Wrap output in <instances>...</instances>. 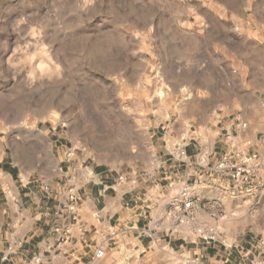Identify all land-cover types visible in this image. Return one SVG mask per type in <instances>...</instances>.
<instances>
[{
    "label": "rangeland",
    "instance_id": "rangeland-1",
    "mask_svg": "<svg viewBox=\"0 0 264 264\" xmlns=\"http://www.w3.org/2000/svg\"><path fill=\"white\" fill-rule=\"evenodd\" d=\"M234 148L264 158V0H0V264L49 252L70 193L189 232L142 264H264V167L234 181Z\"/></svg>",
    "mask_w": 264,
    "mask_h": 264
},
{
    "label": "crops",
    "instance_id": "crops-1",
    "mask_svg": "<svg viewBox=\"0 0 264 264\" xmlns=\"http://www.w3.org/2000/svg\"><path fill=\"white\" fill-rule=\"evenodd\" d=\"M251 148L252 150L255 149L253 146ZM256 163L257 165L260 164L258 167L260 168L259 170H262L264 167V158H260ZM195 164L199 168L200 165H203L205 168L207 162L204 161L201 163L197 159ZM217 176L220 177L218 174ZM196 187L198 194H204L205 188H202L201 185H197ZM221 190L230 193L229 190ZM78 198L80 199V196ZM104 204L107 203L104 201ZM81 206H83V212L80 220L74 223H65L63 219L62 222L56 225L57 233H55L52 240L49 238V243H46V245H50L49 252L41 251L26 254L23 264H87L92 260L97 247L107 248L109 256L105 261L108 264H142L143 259L151 257L155 242H160V239L156 240L153 237L156 233L153 231V228L161 229L162 231L166 230L168 233L170 232L175 235L177 234L176 237L180 239L178 241L181 243L180 246H183L189 241V232L185 228L183 229L176 220H166L163 222L162 218H158L160 226L158 227L155 225V222H157L156 216H153L152 220L150 219L148 221L149 231L152 233L153 241L150 238L142 237L141 234L143 231L146 233L149 232L145 229L147 224L142 219L143 214H137L139 208L132 209L127 207L126 214L118 224H113L112 222L107 223L106 220H103V225L99 226L92 215L94 207L88 204H82ZM200 206V204H196L195 209L197 212L205 211ZM99 208L98 206L97 209L99 210ZM68 218H70L69 214ZM66 228H69L70 233L65 241H61V232ZM162 242V245L167 251L174 252V247L170 245L171 239L169 242L164 240ZM102 259L94 260L92 264H96ZM126 260L128 261L124 262Z\"/></svg>",
    "mask_w": 264,
    "mask_h": 264
},
{
    "label": "built area",
    "instance_id": "built-area-1",
    "mask_svg": "<svg viewBox=\"0 0 264 264\" xmlns=\"http://www.w3.org/2000/svg\"><path fill=\"white\" fill-rule=\"evenodd\" d=\"M243 127L247 125L242 123ZM185 154V152H183ZM257 161V154L247 155L242 150H238L234 148L229 154L222 159L219 164V169L225 170L230 168L231 170V177L236 182H243L244 180H248L251 178L252 173L250 170V164L252 162L256 163ZM69 210L72 214V217L75 221L79 220V212H78V196L76 193H70L69 195ZM61 241H65L67 236L70 233L69 228H66L61 232ZM106 249L105 248H97L95 254L91 261L87 264H92L94 260L102 259L106 256Z\"/></svg>",
    "mask_w": 264,
    "mask_h": 264
}]
</instances>
